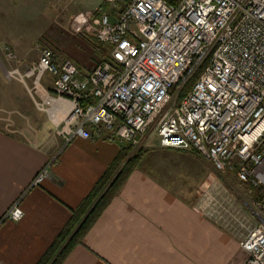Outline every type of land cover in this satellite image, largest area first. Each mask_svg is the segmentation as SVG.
Here are the masks:
<instances>
[{
	"label": "built area",
	"instance_id": "2783aa9c",
	"mask_svg": "<svg viewBox=\"0 0 264 264\" xmlns=\"http://www.w3.org/2000/svg\"><path fill=\"white\" fill-rule=\"evenodd\" d=\"M96 26L109 62L81 72L45 49L9 77L64 146L96 133L137 147L154 134L160 147L194 152L234 175L249 187L259 224L223 189L201 195L198 214L239 238L244 264H264V0H102ZM51 164L29 188L45 181ZM22 218L15 203L2 221Z\"/></svg>",
	"mask_w": 264,
	"mask_h": 264
},
{
	"label": "crops",
	"instance_id": "0c3cea01",
	"mask_svg": "<svg viewBox=\"0 0 264 264\" xmlns=\"http://www.w3.org/2000/svg\"><path fill=\"white\" fill-rule=\"evenodd\" d=\"M119 152L106 134L64 146L55 136L17 139L0 127V264H38ZM49 163V176L29 188ZM15 203L23 218L2 221ZM196 205L135 169L61 264H244L239 238Z\"/></svg>",
	"mask_w": 264,
	"mask_h": 264
},
{
	"label": "rangeland",
	"instance_id": "374dc122",
	"mask_svg": "<svg viewBox=\"0 0 264 264\" xmlns=\"http://www.w3.org/2000/svg\"><path fill=\"white\" fill-rule=\"evenodd\" d=\"M101 5L102 0H0V127L11 136L45 141L58 137L23 85L8 73L30 69L45 49L74 63L79 71L86 67L88 72L109 62V48L103 47L105 57H98L99 44L94 39ZM120 6L115 14L123 9L124 5ZM119 146L126 148L124 162L135 159L136 170L147 173L190 205H196L209 191L223 189L242 216L255 226L259 224L248 207L249 187L234 175L217 172L196 153L162 148L154 134L137 147Z\"/></svg>",
	"mask_w": 264,
	"mask_h": 264
},
{
	"label": "trees",
	"instance_id": "16d2710c",
	"mask_svg": "<svg viewBox=\"0 0 264 264\" xmlns=\"http://www.w3.org/2000/svg\"><path fill=\"white\" fill-rule=\"evenodd\" d=\"M103 47L100 44L96 47L98 57H105ZM197 77L198 74L186 86L184 92L188 91ZM123 147H120L118 156L94 185L89 195L75 210L71 211V217L67 224L38 264H61L71 249L82 242L84 236L111 203L129 174L135 170V159L124 162L126 148ZM255 193L256 191H254Z\"/></svg>",
	"mask_w": 264,
	"mask_h": 264
}]
</instances>
